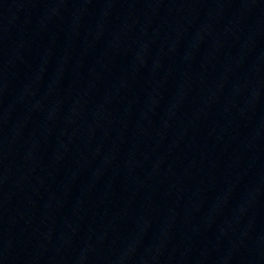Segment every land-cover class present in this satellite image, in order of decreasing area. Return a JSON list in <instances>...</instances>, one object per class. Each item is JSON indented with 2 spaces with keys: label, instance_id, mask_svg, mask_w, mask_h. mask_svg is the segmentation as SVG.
Wrapping results in <instances>:
<instances>
[{
  "label": "water",
  "instance_id": "water-1",
  "mask_svg": "<svg viewBox=\"0 0 264 264\" xmlns=\"http://www.w3.org/2000/svg\"><path fill=\"white\" fill-rule=\"evenodd\" d=\"M0 264H264V93L0 55Z\"/></svg>",
  "mask_w": 264,
  "mask_h": 264
}]
</instances>
